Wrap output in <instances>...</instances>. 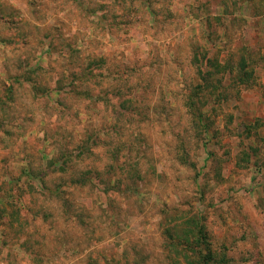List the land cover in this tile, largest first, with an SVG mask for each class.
<instances>
[{
  "label": "rangeland",
  "instance_id": "374dc122",
  "mask_svg": "<svg viewBox=\"0 0 264 264\" xmlns=\"http://www.w3.org/2000/svg\"><path fill=\"white\" fill-rule=\"evenodd\" d=\"M253 116L264 0H0V264H264Z\"/></svg>",
  "mask_w": 264,
  "mask_h": 264
},
{
  "label": "trees",
  "instance_id": "16d2710c",
  "mask_svg": "<svg viewBox=\"0 0 264 264\" xmlns=\"http://www.w3.org/2000/svg\"><path fill=\"white\" fill-rule=\"evenodd\" d=\"M240 61L238 62V65H240ZM208 62H209V59L206 60V64H208ZM197 63H198V66H199L198 67V71H199V73L201 74L202 77H201V81L194 85V88L196 90L193 91V92H195V94L197 92H199V90H201V88L203 86L205 87L206 85H208V83H207L208 81H209V84L214 87V85L212 84L213 81L209 78V76L208 77L205 76L206 74H208L207 70L206 69L205 70L201 69V66H203L202 62H197ZM242 63L243 62H241V65H240L239 70H238L239 74H237L236 77H238V79L240 81V85H243L244 87H248V85H253V79H252V77L250 75H248L247 78L239 77V76H241V71L244 69L243 66H242ZM206 64H204V67H205ZM216 65L219 66L220 70L223 69V67L225 66L224 63L219 62V61L216 63ZM219 80H220V78L217 79L216 81H214V83L219 82ZM236 85H238V83H236ZM193 95H194V93H193ZM210 95H211L210 96L211 98H210L209 101L212 102L213 104H215V102L219 103L221 98L222 99L225 98V96H221V93L210 92ZM186 104L190 107L191 114L193 115V118H195L194 120L197 123L202 122L204 120L203 117H205V114H204L205 110H204L203 105L197 106L195 104V100H193V99H191L188 102H186ZM252 119L256 123L257 122L262 123L264 121L262 118H259L257 116H253ZM204 127H206V126H204ZM204 129H207V128H204ZM251 149L254 152V148H251ZM243 153H245L247 158L252 156V154H250L249 152L243 151ZM262 165L264 166L263 163H262ZM195 224L197 225L198 229H196V226H195L196 231H195L194 236H191L190 238H188L189 240L188 239L186 240L187 241L186 242L187 246H189V251L191 252V254L193 253V255L195 257L194 264H209V261L212 259V256L211 255H207L206 252H204L203 249H204V246H205V240H204L205 238H204L203 232L201 230V227L199 225V222L196 221Z\"/></svg>",
  "mask_w": 264,
  "mask_h": 264
}]
</instances>
